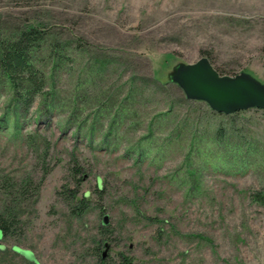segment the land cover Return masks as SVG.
Masks as SVG:
<instances>
[{
    "label": "rangeland",
    "instance_id": "1",
    "mask_svg": "<svg viewBox=\"0 0 264 264\" xmlns=\"http://www.w3.org/2000/svg\"><path fill=\"white\" fill-rule=\"evenodd\" d=\"M32 29L27 111L0 71V264H264V111L173 81L264 84V0H0V46Z\"/></svg>",
    "mask_w": 264,
    "mask_h": 264
},
{
    "label": "water",
    "instance_id": "2",
    "mask_svg": "<svg viewBox=\"0 0 264 264\" xmlns=\"http://www.w3.org/2000/svg\"><path fill=\"white\" fill-rule=\"evenodd\" d=\"M173 81L187 99L204 102L218 114L233 115L251 109L264 111V84L245 73L222 76L207 58L179 67ZM15 250L33 258L29 252Z\"/></svg>",
    "mask_w": 264,
    "mask_h": 264
},
{
    "label": "trees",
    "instance_id": "3",
    "mask_svg": "<svg viewBox=\"0 0 264 264\" xmlns=\"http://www.w3.org/2000/svg\"><path fill=\"white\" fill-rule=\"evenodd\" d=\"M40 40L38 31L32 29L23 32L17 40L0 46V71L19 96V112L22 109L27 111L33 105L35 97L42 94L44 89V78L32 59V53ZM251 198L264 208V193H254ZM8 213L0 214V240L9 234L13 226L15 215ZM122 258L126 264L133 263L132 259Z\"/></svg>",
    "mask_w": 264,
    "mask_h": 264
}]
</instances>
